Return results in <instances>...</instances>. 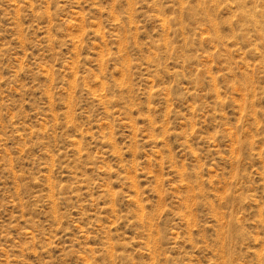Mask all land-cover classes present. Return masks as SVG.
<instances>
[{
    "label": "rangeland",
    "instance_id": "374dc122",
    "mask_svg": "<svg viewBox=\"0 0 264 264\" xmlns=\"http://www.w3.org/2000/svg\"><path fill=\"white\" fill-rule=\"evenodd\" d=\"M0 264H264V0H0Z\"/></svg>",
    "mask_w": 264,
    "mask_h": 264
}]
</instances>
